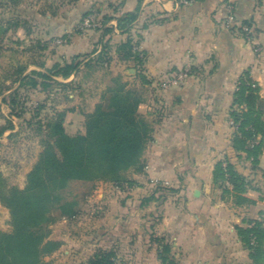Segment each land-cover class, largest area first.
<instances>
[{
	"label": "crops",
	"instance_id": "1",
	"mask_svg": "<svg viewBox=\"0 0 264 264\" xmlns=\"http://www.w3.org/2000/svg\"><path fill=\"white\" fill-rule=\"evenodd\" d=\"M22 1L30 2L35 14L25 18L29 32L22 31L21 40L41 42L45 50L50 47L47 56L61 64L101 51L100 33L81 28L87 17L95 14L103 23L102 17L112 13L111 6L122 5V12L138 6L141 10L132 33L146 55L144 75L149 81L139 107L154 129L153 140L141 156L147 168L144 172L131 168L123 174L133 187L116 189L122 198L118 219L96 231L103 239L92 245L87 260L80 257L85 250L79 247L78 261L85 263L99 248H114L120 264H161L158 250L151 243L157 233L172 236L178 264H253L236 228L255 222L264 228V147L257 165L244 153L233 159L246 178L247 196L254 204L236 206L232 199L223 198L213 182V173L231 151L235 129L230 125V113L244 74L258 83L264 100V0H59V21L42 11L47 0ZM232 10L238 23H253L255 42L228 31L225 23ZM89 11L92 13L86 17ZM31 23H38L42 30H31ZM107 26L116 28L117 22L110 21ZM17 27V32L24 30ZM126 39L127 35L116 29L111 45L115 48ZM112 56L110 65L101 68L107 76L93 96L92 107L82 105L68 111V134H85L86 115L100 101L108 78L114 75L129 85L141 84L133 62L121 61L115 49ZM182 73L187 76L179 79ZM81 85L86 86L83 82ZM101 184L111 185L99 182L97 188ZM157 184L180 188L181 192L144 206L143 200ZM156 211L162 219L153 224L149 219ZM64 248L61 242L59 252Z\"/></svg>",
	"mask_w": 264,
	"mask_h": 264
},
{
	"label": "trees",
	"instance_id": "2",
	"mask_svg": "<svg viewBox=\"0 0 264 264\" xmlns=\"http://www.w3.org/2000/svg\"><path fill=\"white\" fill-rule=\"evenodd\" d=\"M121 6H111L112 13L105 14L102 17V28L96 29L101 35L98 43L101 51L98 54L77 56L71 62L55 63L50 69H45V64L40 63L37 64L40 70L30 71L26 75V65L10 70V81L19 83V88L11 94L9 101L4 97L2 103L9 102L11 108L23 105L17 97L21 88L44 93L54 85H59L62 91H74L78 80L62 82L57 78L65 81L71 77L86 79L92 72L110 65L114 49L121 61L135 64L137 79L141 84L129 85L119 77L108 78L100 101L94 111L86 115L85 134L69 135L66 132L65 118L70 110L55 111L41 118L39 112L42 107H39L38 121H30L29 124L37 126L42 151L27 174L25 188H8L0 179V201L10 210L13 223L11 232H0V264H50L45 262V258L61 246L59 242L49 240L51 225L62 219L85 215L88 212V198L99 182L111 183L121 190L132 188L133 183L126 180L123 174L131 168L138 172H144L147 168L142 163L141 156L153 140L154 129L139 112V107L143 101L144 86L149 81L144 75L146 55L139 50L140 41L132 33L141 10L138 6L134 10L122 12ZM91 13L89 11L86 17ZM230 13L238 27H227L228 31L242 38H254L253 23H238L233 10ZM113 20L117 22L116 28L107 26ZM9 24L12 25L8 22L7 26L0 21V48L10 31ZM23 25L27 27L23 21L17 22L15 26ZM116 29L127 35V39L114 48L111 36ZM40 44L41 42H37L36 47L43 49ZM16 116L21 118V114L17 113ZM2 118L4 116L0 104V119ZM230 118L238 124V130L232 137L231 151L215 167L213 182L223 192V198L232 199L236 206L251 205L254 201L247 196L248 183L233 160L244 153L252 164L257 165L264 147V100L260 96L259 85L255 84L248 73L239 80ZM13 129L12 121H8L7 125L0 127V136ZM257 136L260 140L251 148L249 142ZM180 178L184 182L183 176ZM180 192V188L157 184L142 203L145 206L154 201L162 202ZM161 219V213L156 211L150 216L149 222L157 224ZM236 231L248 250L252 263L264 264L262 225L255 222L248 227H237ZM151 239L158 245L161 264H178L172 254L171 243L166 242L165 238ZM86 264H120V260L116 249L99 248Z\"/></svg>",
	"mask_w": 264,
	"mask_h": 264
},
{
	"label": "rangeland",
	"instance_id": "3",
	"mask_svg": "<svg viewBox=\"0 0 264 264\" xmlns=\"http://www.w3.org/2000/svg\"><path fill=\"white\" fill-rule=\"evenodd\" d=\"M18 1L19 0L16 2L12 0H0V21L7 26L8 22L12 23L11 26L9 24L10 31L0 48V104L4 116V118L0 119V127L7 125L8 121H12L14 125L13 130L6 131L3 136H0V179L8 188L17 187L24 189L26 186L27 174L38 161V157L42 151L40 144L41 137L36 132L37 126L35 124L30 125L29 122L32 121L36 123L39 117L43 118L47 114H53L55 111L76 110L78 107L81 108L82 105H84V107L88 105L89 108H91L95 101L93 96L95 93L99 92V89L103 86V79L107 76V73L101 69V71L92 72L86 79H82L81 77L78 78L77 80L79 82L75 84L76 89H74V91H62L59 85H54L53 88L44 93L21 88L17 97L20 104L21 102L23 103L22 106L16 105L15 108H11L9 102L2 103L4 97H7L9 101L11 94L19 88V83L14 84L10 81V70L12 68L19 65H26L28 66V70L25 73L26 75L30 71L40 70L37 64L44 63L45 69H50L55 63H58L54 62V60H50L49 56H47V53L50 52V47L47 48V50L44 48L39 49L36 47L37 42L26 43L24 40H21L20 37L22 34L20 33H22V31L28 33V25L27 27L24 25L19 26L18 28L24 30H19L17 32L15 23L24 22L26 21L25 18L29 19V17H34L35 13L33 11H35V9H31L32 5L30 2L23 3L21 0V2L18 3ZM42 11H46L47 14L51 15L54 21H59V0H47V2L42 5ZM17 19L18 21L13 23V21ZM31 24H29V27L32 26L31 30L36 33L42 30L38 23ZM235 25L238 27L237 23H235ZM47 27L49 29L52 28L50 25ZM244 39L249 43L255 42V39H250L249 36ZM47 63H49V66H46ZM45 69H43V71H46ZM57 79L62 82H71V80L65 81L61 78ZM77 80L75 79L74 81ZM82 82L85 83V88L81 85ZM254 82L258 85L256 81ZM39 107H42V110L39 112L40 116L37 117ZM17 113L21 114V118L16 116ZM69 133V135H72L71 132ZM116 189L118 188L112 186V184L108 186L103 184L99 185V187H96L94 190L93 196L87 201L88 212L85 215L79 218L62 219L50 226L49 240L57 241L60 244L63 242L65 243V248L60 252L59 248L55 253L46 257V263H87V261L85 263H80V261H78L81 259L79 258V252H77V250L79 247L83 246L85 253L80 257H84V259L87 260L92 254V245L95 246L97 240L103 239V235L96 233V231H98L99 228L109 227L115 222L116 218L118 219L117 210L122 203V198L119 193L120 191H118L120 189ZM12 230L13 223L11 212L4 207L0 201V232L7 233ZM152 237H155V239L156 237L165 238L166 242L171 243L172 254L174 256L177 254H175V249L173 248L174 241L172 236L157 235V233H154ZM89 243H91V246L88 247L87 245ZM151 243L153 244V248L159 249L157 243L152 241V239ZM95 249H97V247H95ZM65 251H68V253H65Z\"/></svg>",
	"mask_w": 264,
	"mask_h": 264
},
{
	"label": "built area",
	"instance_id": "4",
	"mask_svg": "<svg viewBox=\"0 0 264 264\" xmlns=\"http://www.w3.org/2000/svg\"><path fill=\"white\" fill-rule=\"evenodd\" d=\"M226 24H227L228 27H234L235 26L234 17L233 16H229ZM102 26H103L102 21L98 18L97 15L93 14V15H90L89 17H87L84 20V22L81 25V28L84 29V30L85 29H89V30H91V29L94 30L95 29L96 30V29L102 28ZM186 76H187V73H182L179 76V78L184 79ZM230 125H231V127H233L235 129V131L238 130V124L234 120L230 119ZM259 140H260V137L257 136L253 141L249 142V146L251 148H253L255 145L258 144Z\"/></svg>",
	"mask_w": 264,
	"mask_h": 264
}]
</instances>
